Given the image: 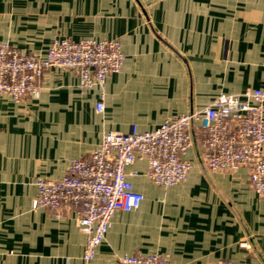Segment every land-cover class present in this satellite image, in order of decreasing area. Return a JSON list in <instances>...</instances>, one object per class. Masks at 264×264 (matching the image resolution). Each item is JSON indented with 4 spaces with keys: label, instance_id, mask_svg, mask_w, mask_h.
<instances>
[{
    "label": "crops",
    "instance_id": "crops-1",
    "mask_svg": "<svg viewBox=\"0 0 264 264\" xmlns=\"http://www.w3.org/2000/svg\"><path fill=\"white\" fill-rule=\"evenodd\" d=\"M59 37L117 39L124 60L103 89L50 67L36 96L0 94V264H81L75 209L56 219L31 201L36 179L63 175L106 131L151 129L218 93L264 90V0H0V42L43 53ZM182 158L189 175L169 187L148 180L143 161L127 168L143 200L115 212L90 264L135 253L177 264H264V196L247 167L208 170L195 146Z\"/></svg>",
    "mask_w": 264,
    "mask_h": 264
},
{
    "label": "built area",
    "instance_id": "built-area-1",
    "mask_svg": "<svg viewBox=\"0 0 264 264\" xmlns=\"http://www.w3.org/2000/svg\"><path fill=\"white\" fill-rule=\"evenodd\" d=\"M124 60L117 39L59 37L43 53L22 52L6 41L0 42V94L19 102L36 96L39 80L50 67L71 70L82 88L103 89L109 74L119 71ZM103 109L102 99L96 103ZM195 146L202 165L211 171L232 173L248 169L252 189L264 196V90L218 93L206 106L174 114L157 126L129 132L106 131L88 157L70 160L57 179L38 178L32 208H45L59 219L73 207L78 229L85 235L81 264H90L107 233L116 211L137 209L143 194L136 190L127 168L143 161V175L152 183L169 187L185 181L190 163L182 158ZM118 264H177L159 254H130ZM202 264H233L222 259Z\"/></svg>",
    "mask_w": 264,
    "mask_h": 264
}]
</instances>
